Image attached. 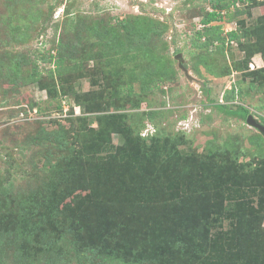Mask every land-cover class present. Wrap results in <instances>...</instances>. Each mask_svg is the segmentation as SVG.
I'll return each mask as SVG.
<instances>
[{
	"label": "rangeland",
	"instance_id": "rangeland-1",
	"mask_svg": "<svg viewBox=\"0 0 264 264\" xmlns=\"http://www.w3.org/2000/svg\"><path fill=\"white\" fill-rule=\"evenodd\" d=\"M218 1L0 0V203L49 209L57 235L23 264H105L120 237L128 259L110 264L264 261V135L218 108L264 124V0H229L203 25ZM218 197L201 252H155L184 233L180 208Z\"/></svg>",
	"mask_w": 264,
	"mask_h": 264
},
{
	"label": "trees",
	"instance_id": "trees-1",
	"mask_svg": "<svg viewBox=\"0 0 264 264\" xmlns=\"http://www.w3.org/2000/svg\"><path fill=\"white\" fill-rule=\"evenodd\" d=\"M231 6V3L229 0H220L218 3L212 5V9L210 11H206L203 19L201 20L202 24L205 26H208L213 21H218L221 18V11H228ZM241 12V9L238 10ZM134 18H137L138 16H133ZM217 27H211V30H215ZM228 34V40L238 41V33L236 30H230L227 32ZM213 41H216L218 43H223L224 38L220 37L219 35L214 37ZM205 45H208V42L205 41ZM112 46L109 44V47ZM115 46V44H114ZM113 46V47H114ZM60 59H62V56H58ZM15 59V58H13ZM10 59V62L12 65L19 64L23 65L22 61L19 60H13ZM57 64V67L60 63V60L55 61ZM16 68L18 69L19 66L16 65ZM34 68H37L35 66ZM37 73L35 71L34 78H36ZM127 95H131L133 92L131 90L130 85H128L127 89ZM234 97V90L232 89L229 93H225L223 95V98L225 101H228ZM87 109H96V103L93 101L92 103L86 104ZM218 108L220 110H224L227 114L235 115L241 118H246L248 114V109L244 106H237V109L232 110L229 109L227 105L225 104H218ZM42 138V136H41ZM57 140L56 145L57 147H64V142L60 141V136H57L55 138ZM69 159V158H68ZM67 159V160H68ZM187 164L191 163V159L186 157L185 161ZM128 168H137L135 165H132L131 167H126V171ZM149 168V166H144L142 168V171ZM134 175V173H133ZM113 182H116L113 180ZM127 179L125 176L123 178L119 179V186L121 188H125ZM220 182L218 181L217 184ZM39 192V191H36ZM19 195V194H18ZM13 196V197H12ZM12 198H16V194H12ZM208 204H205V202H202V199L200 200L199 208L195 209L191 208L193 207V200L189 201L190 206L188 208H180L179 209V215L175 221L176 225L184 227V233L182 235H179L178 238H175L174 242L170 240L171 242L166 241L164 245L160 246L159 249H157L155 252L158 255H161L165 253L166 251L170 250V246L173 245V247H178L182 245V241L187 240L188 246L192 250L193 254H197L198 252H201V241H204V239L207 237V229L210 224H213L215 222H218L220 215L222 214V206H221V198L218 197V200L214 203V199L211 198L207 199L205 198ZM15 202V201H14ZM18 203V202H17ZM46 203V199H45ZM44 203V204H45ZM210 203V204H209ZM8 203H0V247H11L13 249L12 258L14 261V264H23L24 263V256L26 255V248H30L32 245L35 244H44L47 243V241H50L53 237H56L55 235L56 230L54 229V223L53 220L50 217L49 213H52L51 211H48L49 209L44 208L40 211L34 209L32 215H29L26 211H23L22 205H25V201H20L17 205L14 207H10ZM28 226V227H27ZM203 226L206 228L203 230ZM124 228V227H123ZM125 229V228H124ZM197 229L198 232H202V235H191L190 231H194ZM109 233H111L109 231ZM199 233V234H200ZM50 238V240H49ZM121 239L116 240V247H109L105 246L101 248V252L99 253V257L105 264H110L114 260L122 261L125 259H128L127 253L129 250L125 249V252L121 249V245L118 243L124 245V237H120ZM56 239V238H54ZM58 239V238H57ZM192 239L195 243H192ZM196 239H200L195 241ZM55 242V241H54ZM12 244V246H11ZM100 248L99 246H97ZM242 247V246H241ZM245 247V246H244ZM247 250V248L245 247ZM241 249L240 251H242ZM250 253L247 255L246 259L240 260V258L234 256L229 262V264H264V261L258 260L259 256L258 251L255 249L248 250ZM124 252V253H123ZM155 253V254H156ZM2 254V251L0 250V255ZM156 254V255H157ZM262 258H264V255H261ZM1 258V257H0ZM227 259V258H226ZM226 261V260H225ZM127 264V263H126Z\"/></svg>",
	"mask_w": 264,
	"mask_h": 264
},
{
	"label": "water",
	"instance_id": "water-1",
	"mask_svg": "<svg viewBox=\"0 0 264 264\" xmlns=\"http://www.w3.org/2000/svg\"><path fill=\"white\" fill-rule=\"evenodd\" d=\"M246 122L258 129L264 135V124L259 122L257 118H255L252 114H247Z\"/></svg>",
	"mask_w": 264,
	"mask_h": 264
}]
</instances>
